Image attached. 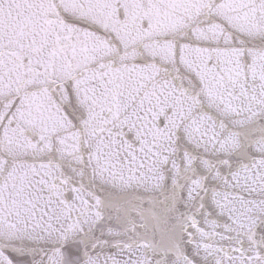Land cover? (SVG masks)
<instances>
[{
    "label": "snow or ice",
    "instance_id": "1",
    "mask_svg": "<svg viewBox=\"0 0 264 264\" xmlns=\"http://www.w3.org/2000/svg\"><path fill=\"white\" fill-rule=\"evenodd\" d=\"M0 264H264V0H0Z\"/></svg>",
    "mask_w": 264,
    "mask_h": 264
}]
</instances>
